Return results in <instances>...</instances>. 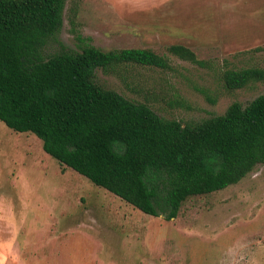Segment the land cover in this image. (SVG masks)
<instances>
[{
    "label": "rangeland",
    "instance_id": "374dc122",
    "mask_svg": "<svg viewBox=\"0 0 264 264\" xmlns=\"http://www.w3.org/2000/svg\"><path fill=\"white\" fill-rule=\"evenodd\" d=\"M68 0L57 41L82 51L150 49L169 70L97 69L101 86L183 125L264 95V82L228 91V69H264V0ZM79 37L81 39H79ZM181 44L204 65L168 52ZM145 214L49 156L31 133L0 122V264H264V165L241 182L190 197L178 216Z\"/></svg>",
    "mask_w": 264,
    "mask_h": 264
},
{
    "label": "trees",
    "instance_id": "16d2710c",
    "mask_svg": "<svg viewBox=\"0 0 264 264\" xmlns=\"http://www.w3.org/2000/svg\"><path fill=\"white\" fill-rule=\"evenodd\" d=\"M67 1L0 0V122L34 134L61 165L137 210L168 220L190 197L236 185L264 165V95L187 125L160 117L98 84L95 72L129 64L169 70L166 56L92 45L48 53ZM168 52L204 65L187 46ZM222 78L228 91L239 90L264 82V69H228Z\"/></svg>",
    "mask_w": 264,
    "mask_h": 264
},
{
    "label": "crops",
    "instance_id": "0c3cea01",
    "mask_svg": "<svg viewBox=\"0 0 264 264\" xmlns=\"http://www.w3.org/2000/svg\"><path fill=\"white\" fill-rule=\"evenodd\" d=\"M254 1H259V0H223V2L220 5V8H235L236 6H245L248 2H254Z\"/></svg>",
    "mask_w": 264,
    "mask_h": 264
}]
</instances>
